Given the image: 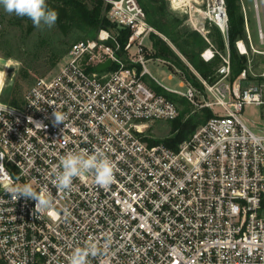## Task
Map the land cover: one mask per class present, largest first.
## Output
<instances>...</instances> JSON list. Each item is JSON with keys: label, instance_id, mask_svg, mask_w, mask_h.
<instances>
[{"label": "built area", "instance_id": "1", "mask_svg": "<svg viewBox=\"0 0 264 264\" xmlns=\"http://www.w3.org/2000/svg\"><path fill=\"white\" fill-rule=\"evenodd\" d=\"M103 1L109 21L129 31L124 45L115 30L101 28L95 39L72 44L58 73L35 81L21 106L0 94V264H70L74 250L89 244L97 254L88 264H264V72L253 85L242 87L246 70L227 82L226 0H168L206 40L201 57L220 59L218 80L200 77L201 90L161 84L195 105L201 94L200 108L214 114L177 148L147 136L150 123L180 114L177 103L144 80L150 59L143 41L156 30L138 0ZM239 1L247 42L235 45L247 55L252 39ZM256 21L263 43L264 11ZM208 26L220 31L223 50ZM108 60L107 69L96 70ZM247 106L259 110L260 121L251 120L256 131ZM54 112L66 116L63 123H55ZM97 148L114 166L113 183L101 188L85 173L70 190L53 185L61 157ZM24 184L50 193L52 206L38 212L36 200L14 199L11 189Z\"/></svg>", "mask_w": 264, "mask_h": 264}, {"label": "rangeland", "instance_id": "2", "mask_svg": "<svg viewBox=\"0 0 264 264\" xmlns=\"http://www.w3.org/2000/svg\"><path fill=\"white\" fill-rule=\"evenodd\" d=\"M243 1L248 14L252 47L249 48L248 54L246 55L248 59V66L246 69V78L242 81V87L256 84V81L262 82L263 78L261 77V74L264 72V42L262 43L258 36L256 21L257 14H262L264 11V0H257L256 6L253 0ZM106 7L107 6L104 3V13L107 15L109 7L105 10ZM168 10L172 15L179 16V14L171 10L170 6ZM111 28L115 30L118 37L125 31L117 29L113 23H111ZM208 28L210 30L209 36L211 37L213 44L219 50H223L219 48V45L213 36V26H208ZM180 30L192 31L193 29L183 22ZM152 33L157 34L158 32H150L148 37L146 36L143 41L144 45L142 51L145 58H150V61L146 64L147 69L150 72V78L155 80L159 85L162 83V85L164 84L168 86L169 90L184 91L186 86L190 83L186 80L180 70H178L171 63L162 59H151L150 56L153 53V48L150 35ZM79 35L80 34L77 31L65 35L59 30L56 24L51 28L46 26L36 28L33 26L32 21L29 22L26 19H22V17L16 16L15 14L10 15L6 13L2 7H0V94L3 92L2 100L9 104H12L11 101H15L16 103L14 105L21 106L24 93L35 83V81L39 79H50L58 73L60 67L66 60L67 52H63V50H69V46L83 40L79 38ZM159 35L163 40H165L167 46L174 54L171 57L172 62L181 61L186 66H189V70L196 76V78H198L202 86L201 89H203L200 76L195 73L187 59L171 42L167 41L163 35ZM127 40L128 37L126 42ZM244 41L247 42V37ZM237 52L239 53L238 49ZM3 60H8L9 63L7 64ZM219 66L220 64L217 65V67ZM218 78L219 76L215 71L214 80L210 83L216 82ZM235 80L231 81L230 78H228L227 82L232 84ZM147 83L151 86V81L148 77ZM203 99V96L199 93L197 97L198 105L192 104L186 99L188 102V108L192 112L201 110L202 108H200L199 104L203 102ZM177 104L181 110L182 106L179 103ZM214 111L218 113L222 112L219 107H215ZM245 116L248 120H250L248 121L250 127L256 131V127H254L251 122V120L254 122L260 121L259 110L256 106H247L245 109ZM170 130V121H156L150 123L147 130V136L151 142H160V140L171 136Z\"/></svg>", "mask_w": 264, "mask_h": 264}, {"label": "trees", "instance_id": "3", "mask_svg": "<svg viewBox=\"0 0 264 264\" xmlns=\"http://www.w3.org/2000/svg\"><path fill=\"white\" fill-rule=\"evenodd\" d=\"M138 2L146 14V22L177 48L198 76L209 82H213L215 71L218 69L217 65L220 64V59L216 56L213 60L207 62L201 57V52L208 46L204 37L197 31L180 30L184 18L178 15H172L169 12L168 0H138ZM46 3L49 9L55 10L58 13L56 25L65 35L77 31L80 34V39L89 40L95 39L101 28H111V23L104 13L103 0H46ZM226 7L229 19L230 80L233 81L248 66L246 55L239 54L235 46L236 40L246 39V30L240 1L226 0ZM107 8L108 6L105 10ZM22 19L31 22L27 17H22ZM213 28V36L219 48L224 49L225 43L220 31L216 27ZM158 33H152L150 35L153 48V53L150 56L151 59H162L171 63L183 73L186 80L192 86L201 89L202 86L198 78L189 70V66H186L181 61L172 62L171 57L174 54ZM128 34L129 31L125 30L119 35L118 39L122 45L126 43ZM63 52H68V49L63 50ZM147 77L151 81L150 84L153 90L182 106L179 116L170 121L171 136L160 140V142L168 147L177 148L179 144L188 140L200 125L214 116L213 112L208 108H202L199 111L192 112L188 108V102L185 98L166 90L150 78L149 75L144 76L145 81H147ZM11 103V105H14L16 102L11 101ZM153 143H159V141H153Z\"/></svg>", "mask_w": 264, "mask_h": 264}, {"label": "clouds", "instance_id": "4", "mask_svg": "<svg viewBox=\"0 0 264 264\" xmlns=\"http://www.w3.org/2000/svg\"><path fill=\"white\" fill-rule=\"evenodd\" d=\"M0 7L8 14H15L18 17L29 18L33 26L41 28L46 26L53 27L58 19V13L47 7L46 0H0ZM55 123H63L66 116L60 112L53 113ZM29 122H33L29 117ZM37 127L43 126L40 123ZM44 127V126H43ZM60 164L62 171L56 172L53 185L58 190H70L73 186L74 178H79L85 173H92L95 182L101 188H107L114 181V166L105 154V152L97 148L92 154H88L87 150L79 152H68L61 157ZM3 165L0 164V168ZM14 199L23 196L28 199L37 201L35 210L43 212L52 206L50 193L46 191L37 192L30 184H24L11 189ZM97 247L89 244L83 248H76L70 257V264H88L87 257L95 256Z\"/></svg>", "mask_w": 264, "mask_h": 264}, {"label": "water", "instance_id": "5", "mask_svg": "<svg viewBox=\"0 0 264 264\" xmlns=\"http://www.w3.org/2000/svg\"><path fill=\"white\" fill-rule=\"evenodd\" d=\"M110 64H111V61L108 60V61H106V62H104V63L98 65V66L96 67V70H97V71H103V70L107 69V68L110 66Z\"/></svg>", "mask_w": 264, "mask_h": 264}, {"label": "bare ground", "instance_id": "6", "mask_svg": "<svg viewBox=\"0 0 264 264\" xmlns=\"http://www.w3.org/2000/svg\"><path fill=\"white\" fill-rule=\"evenodd\" d=\"M240 47H241V49L243 50V51H245V49H247L246 48V46H243L242 44L240 45ZM5 63H9V61L8 60H3Z\"/></svg>", "mask_w": 264, "mask_h": 264}, {"label": "crops", "instance_id": "7", "mask_svg": "<svg viewBox=\"0 0 264 264\" xmlns=\"http://www.w3.org/2000/svg\"><path fill=\"white\" fill-rule=\"evenodd\" d=\"M164 37V36H163ZM166 39V38H165ZM167 40V39H166ZM162 84V83H161ZM164 85V84H163ZM166 86V85H165ZM168 87V86H167Z\"/></svg>", "mask_w": 264, "mask_h": 264}]
</instances>
